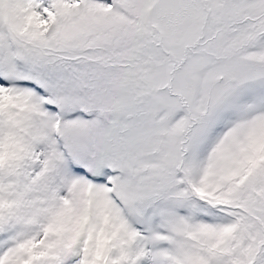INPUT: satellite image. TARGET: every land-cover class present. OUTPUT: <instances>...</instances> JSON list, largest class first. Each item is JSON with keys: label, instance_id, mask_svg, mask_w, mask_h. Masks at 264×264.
<instances>
[{"label": "snow or ice", "instance_id": "obj_1", "mask_svg": "<svg viewBox=\"0 0 264 264\" xmlns=\"http://www.w3.org/2000/svg\"><path fill=\"white\" fill-rule=\"evenodd\" d=\"M0 264H264V0H0Z\"/></svg>", "mask_w": 264, "mask_h": 264}]
</instances>
